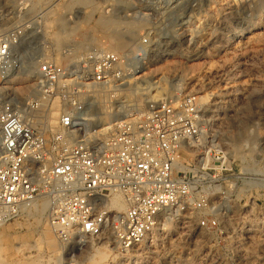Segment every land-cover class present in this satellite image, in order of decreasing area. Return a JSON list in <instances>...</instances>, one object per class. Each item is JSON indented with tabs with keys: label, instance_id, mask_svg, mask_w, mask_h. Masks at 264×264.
I'll list each match as a JSON object with an SVG mask.
<instances>
[{
	"label": "rangeland",
	"instance_id": "374dc122",
	"mask_svg": "<svg viewBox=\"0 0 264 264\" xmlns=\"http://www.w3.org/2000/svg\"><path fill=\"white\" fill-rule=\"evenodd\" d=\"M123 4L125 9L153 13L140 19L117 18L101 12L113 9L102 0H0V39L16 41L9 70L0 69V101L12 100L27 116L43 117L53 127L61 110L71 104L69 82L39 104L36 81L42 61L77 59L96 44L116 53L140 52V82L126 86L115 98H108L112 91L97 95L92 108L85 110L95 128L85 132L98 131L99 137L112 132H102L103 124L93 120L101 115L109 121L139 117L149 91L156 97L195 94L200 109L218 111L222 119L218 136L234 159L236 173L245 180L253 174L264 177V0H124ZM70 11L74 14L65 21L63 14ZM26 26L38 33H23L20 29ZM144 34L150 38L146 52L135 48ZM108 36L125 46L111 49ZM252 145L254 153L249 152ZM235 148H240L237 156ZM232 189L218 215L207 216L214 218V225L199 229L196 220L201 213L194 215L190 226L161 219L166 227L159 226L155 238L150 233L131 251L136 256L131 264H264V191L242 188L239 181ZM111 240L76 252L73 264H110L118 259ZM65 260L47 211L39 220L24 214L0 229V264Z\"/></svg>",
	"mask_w": 264,
	"mask_h": 264
},
{
	"label": "built area",
	"instance_id": "2783aa9c",
	"mask_svg": "<svg viewBox=\"0 0 264 264\" xmlns=\"http://www.w3.org/2000/svg\"><path fill=\"white\" fill-rule=\"evenodd\" d=\"M102 1L113 9L101 12L117 18L153 13L125 9L124 0ZM73 14L64 13L65 21ZM20 30L38 33L35 27ZM15 44L0 39L3 71L11 66ZM149 47L148 35L137 39L136 49ZM37 73L39 104L68 82L71 104L48 127L43 117L27 116L12 100L0 101V229L45 206L66 259L62 264H73L76 252L88 246L98 248L105 233L118 256L110 264H131V251L163 215L175 222L201 213L196 226L202 229L216 223L207 216L218 215L238 181L242 188L264 191V177L253 174L245 180L236 173L234 159L216 134L221 117L200 109L195 94L156 97L149 91L139 117L118 122L104 137L85 132L95 128L85 110L97 95L112 91L108 98H115L140 82V52L91 45L77 59L42 61Z\"/></svg>",
	"mask_w": 264,
	"mask_h": 264
},
{
	"label": "bare ground",
	"instance_id": "6f19581e",
	"mask_svg": "<svg viewBox=\"0 0 264 264\" xmlns=\"http://www.w3.org/2000/svg\"><path fill=\"white\" fill-rule=\"evenodd\" d=\"M109 37V36H108ZM108 40H109V43H110V48L111 49H113L114 47L116 48V46L118 47V44H120V45H122V46H125L122 42H121V40H116L117 42H113V41H111V37H109V38H107ZM120 39V38H119ZM102 42V41H101ZM101 45V44H100ZM120 47V46H119ZM9 81H11V79H8V82ZM26 87L27 86H25V87H20L18 90H19V92H24V90L26 89ZM18 88V87H17ZM126 96L124 95V97H120V98H118V100H120V99H124ZM138 102L140 103V100L138 99ZM145 107H146V105H145ZM145 110V108L143 109V110H140V114L143 112ZM212 112L214 113V116H216V115H218V111L217 112H214L213 110H212ZM100 115V114H99ZM102 116V115H101ZM101 116H98V117H95L93 120H97V121H99L100 123H101V126H102V124H103V128H101V131L102 132H104V133H107V132H109V130L110 131H112V130H114V128H115V126H116V124L118 123V122H120V119L121 118H118V121H115V120H117V119H112L111 121H109L108 119V116L106 115V116H103V117H101ZM122 117H124V116H122ZM88 120H90V121H92V119H88ZM105 120H108V121H106L105 123H104V121ZM114 120V121H113ZM94 122V121H93ZM111 122V123H110ZM108 123H110V124H108ZM108 124V125H107ZM100 126V125H99ZM216 134H217V136H218V132L216 131ZM218 138L221 140V138L218 136ZM222 141V140H221ZM223 142V141H222ZM224 143V142H223ZM225 144V148L227 149V145H226V143H224ZM228 151V150H227ZM238 152H240V148H235L234 149V151H233V154L234 155H238ZM249 152H255V145H252L251 146V148L249 147ZM115 206L116 207H118V208H121V206H122V203L120 204L118 201L115 203ZM46 211V208H45V206H43V207H41L39 210H37V211H35V212H26L25 213V215L26 216H30V217H35L37 220H39L40 219V217H42L43 215H44V212ZM33 213V214H32ZM164 217H166L167 219H171V217H169V216H167V215H163ZM163 217V218H164ZM163 223H158L157 224V226L151 231V237L152 238H155V236H156V229L159 227V226H161V229L163 230V228L164 227H166V221L165 220H163L162 221ZM177 224H180L181 226H185V225H187V226H190V223H192V220H191V218L190 217H188V216H182V217H179L178 218V220H176L175 221ZM174 222V223H175ZM200 229V228H199ZM109 238L111 239V236H110V234L109 233H105L104 234V240H103V242H105V241H107V240H109ZM102 242V243H103ZM90 258V257H89ZM95 258V257H94ZM96 261H97V259H96ZM92 263H93V261H92Z\"/></svg>",
	"mask_w": 264,
	"mask_h": 264
}]
</instances>
